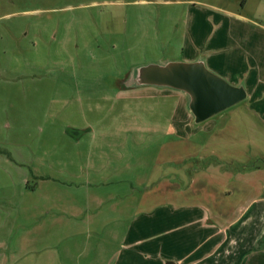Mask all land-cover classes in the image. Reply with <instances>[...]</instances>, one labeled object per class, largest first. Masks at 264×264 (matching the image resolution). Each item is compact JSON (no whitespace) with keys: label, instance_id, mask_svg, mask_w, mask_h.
<instances>
[{"label":"rangeland","instance_id":"1","mask_svg":"<svg viewBox=\"0 0 264 264\" xmlns=\"http://www.w3.org/2000/svg\"><path fill=\"white\" fill-rule=\"evenodd\" d=\"M199 59L250 88L264 0H0V264L200 255V203L240 201V181L229 196L200 177L217 161L213 132L234 124L243 135L218 153L245 157L264 145L245 127L255 117L232 107L196 124L184 93L124 86L140 66Z\"/></svg>","mask_w":264,"mask_h":264},{"label":"crops","instance_id":"2","mask_svg":"<svg viewBox=\"0 0 264 264\" xmlns=\"http://www.w3.org/2000/svg\"><path fill=\"white\" fill-rule=\"evenodd\" d=\"M257 72L259 73L258 78H252L249 82L247 80L250 88L242 82L243 79L234 84H244L248 92L246 100L256 98L262 102L264 90L261 86L264 85V68L258 69ZM232 76L234 77L233 73ZM242 107L235 106L232 111L238 114L249 112L254 115L255 119L249 117V120H245L247 122L245 127L249 128V132L255 127L256 132L259 131L260 136L264 138V102L261 108ZM234 127L235 125L229 122L217 132H213L217 161L213 168L200 173V177L203 175L209 180L211 191L217 189L229 196L232 192L230 188H225V182L234 180V183H238L240 181L238 186L240 201L226 205L227 208H222L213 194L212 206L200 203L201 232L200 244L197 247L200 249V255L191 260L193 256L190 253L168 264H240L242 258L247 256H257L260 253L264 256V147H262L264 145L257 146L254 152L251 146L249 153L245 155L246 158L231 153L227 156L220 155L218 152L223 148L227 150L225 146L229 145V142L233 145V139L243 135ZM205 142L206 140L201 145H205ZM252 157H254L253 163L250 161ZM247 159L251 163L248 162L246 166L243 163H246ZM233 165L235 168L232 167Z\"/></svg>","mask_w":264,"mask_h":264},{"label":"water","instance_id":"3","mask_svg":"<svg viewBox=\"0 0 264 264\" xmlns=\"http://www.w3.org/2000/svg\"><path fill=\"white\" fill-rule=\"evenodd\" d=\"M124 86H153L180 91L188 97V110L196 124H201L244 102L248 92L244 84L232 85L211 71L206 62H168L140 66L129 74Z\"/></svg>","mask_w":264,"mask_h":264},{"label":"trees","instance_id":"4","mask_svg":"<svg viewBox=\"0 0 264 264\" xmlns=\"http://www.w3.org/2000/svg\"><path fill=\"white\" fill-rule=\"evenodd\" d=\"M147 1H155V0H147ZM162 1H189V0H162Z\"/></svg>","mask_w":264,"mask_h":264}]
</instances>
